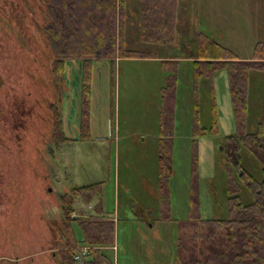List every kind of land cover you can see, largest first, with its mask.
<instances>
[{"label": "rangeland", "instance_id": "obj_1", "mask_svg": "<svg viewBox=\"0 0 264 264\" xmlns=\"http://www.w3.org/2000/svg\"><path fill=\"white\" fill-rule=\"evenodd\" d=\"M178 2L179 12L191 17L192 31L206 34L239 60H250L255 46L264 43V0ZM38 3V0H0V48L44 46L45 18L42 17L43 22L37 18ZM9 9L17 13L24 10L22 13L28 17L19 26L16 23L12 26L13 22L7 19ZM39 12H43L41 8ZM153 47L157 50L155 56L164 55L157 45ZM35 51L36 48L32 53L36 56ZM42 60L41 77L45 81L51 74L45 48ZM30 66L33 65L29 64V70ZM86 71L89 99L82 93ZM192 71L189 62L168 68H162L158 62L133 59L122 62L116 58L101 59L92 61L88 67L81 60L67 62L63 74L65 86L57 87L54 79L49 98L53 99L64 138L68 140L50 141L47 129L41 134L46 148L43 154L36 151L39 147L33 142L22 154L12 148L0 149V264H55L50 258V242H62L66 232L61 227L49 230L48 226L50 219L58 225L61 214L50 200L43 204L36 198L39 182L47 181L48 177L50 189L57 196L68 190L74 195L70 191L73 187L102 182L103 212L116 218L115 247L103 251L112 256L114 264H178V234L189 226L190 126L195 119L202 127L211 126L212 91L220 133L199 141L201 217H226V153L220 148L223 137L234 133L226 72L214 73L211 88L210 81L202 77L195 80ZM256 78L249 89V130L254 129L261 114L262 95ZM168 87L175 90L177 105L170 204L164 210L157 201L158 116L171 110V104L165 105V100L172 95L160 93L161 88ZM83 102L87 106L89 137L81 129ZM53 114L51 109L50 115ZM1 130L0 134L7 137L8 132ZM50 146L58 149L57 159L50 157ZM242 160L248 171L257 174L258 164L250 155L242 153ZM239 195L244 204L253 201L245 188ZM75 198L76 216L97 215L95 200L84 204ZM72 227L80 241V228L75 222Z\"/></svg>", "mask_w": 264, "mask_h": 264}, {"label": "trees", "instance_id": "obj_2", "mask_svg": "<svg viewBox=\"0 0 264 264\" xmlns=\"http://www.w3.org/2000/svg\"><path fill=\"white\" fill-rule=\"evenodd\" d=\"M142 1L143 24L151 14L157 12L164 14L171 12L174 18L176 13L174 2ZM38 2L42 6L45 18L44 48L51 64V74L48 73L44 81V88L48 93L53 89L52 83L55 84V80L58 83L57 87L64 88L63 74L68 61L81 60L84 66L88 67L92 61L101 59L143 58L141 53L123 47L121 29L124 0H38ZM165 21L170 23L171 20L165 18ZM143 27L146 28V25ZM142 33V39L152 41L153 38L147 36L146 29ZM191 58H194L192 65L195 80L202 77L210 81L211 88L214 73L221 70L226 72L234 133L224 136L221 142V151L226 153L224 167L226 217L203 219L200 202L199 141L220 133L219 113L212 91L211 126L202 127L197 119L190 126L192 139L188 180L189 226L187 231H180L178 234V264H264V43H258L252 58L244 61L239 60L230 50L206 34L199 32L196 36V55ZM88 76L87 73L83 83L82 93L85 99H89ZM254 77L260 82L262 104L260 118L254 129L249 130V89ZM175 106L173 101L171 110L159 117L161 138L157 148V201L164 210L170 204L169 187L176 130ZM86 107V103L83 102L81 129L86 133L85 136L89 137ZM50 108L54 111L53 105ZM48 134V138L53 142L68 140L64 138L62 121L56 112L49 122ZM48 149L50 157H53L54 148L50 146ZM36 151L43 154L46 148H37ZM242 153L250 155L258 164L257 174L244 167ZM47 182L49 183L46 181V184ZM39 184L40 192H43L44 188L46 191V187L43 186L44 179ZM243 188L252 195L253 201L250 204H244L241 200L239 194ZM73 192L74 195L62 196L59 204L61 211L59 224L55 226L56 220L50 219L49 230L61 227L62 231L68 234L63 233L65 238L60 243L50 242L51 260L55 264H114L112 256L103 251L115 247V223L111 214L110 216L105 214L102 209V182L77 187ZM52 195L46 194V197L52 199ZM75 197L84 204L95 200L97 215L77 216L72 219L76 212L73 200ZM51 199L50 203L53 205ZM72 222L80 228V241L74 235ZM52 235V238L55 237L56 231ZM82 247L89 248V254L83 256L79 262L75 260V256Z\"/></svg>", "mask_w": 264, "mask_h": 264}, {"label": "flooded vegetation", "instance_id": "obj_3", "mask_svg": "<svg viewBox=\"0 0 264 264\" xmlns=\"http://www.w3.org/2000/svg\"><path fill=\"white\" fill-rule=\"evenodd\" d=\"M38 4L40 5V3ZM39 5L37 9L38 20L39 17L41 19L43 17V13L39 12V8L42 10V6L40 5L39 7ZM22 12L17 13L16 10L9 9L7 19L11 23L13 22L12 26L15 23L19 26L24 22L25 16L28 17V15ZM41 14L42 16H40ZM43 47L34 45L30 48L20 47L19 49L15 46L0 48V128L3 129L1 131L8 132L7 137L10 138L7 142V137L0 134V149H4L5 151L12 148L22 154L24 149L32 144L31 142L37 143L40 149L44 147L41 134L49 129V122L53 117L50 115V106L53 105V99L49 98V93H44V79L41 77L43 66L41 70L40 65L43 61ZM35 48L37 50L35 51L36 56L32 53ZM29 64L33 65L30 66L32 67L31 71L28 67ZM55 112L57 113V109L54 106ZM57 142L61 141H54V143ZM53 148H55L54 157L57 159L59 157L57 155L58 149L56 146ZM19 159L25 158L21 157ZM56 177L54 176V179L58 181L59 179ZM48 178L50 179V177ZM43 186L46 187V191L44 188L43 192H40L37 186L38 192L36 193V198L39 203L43 202L44 204V202L51 199L46 197V194H53L51 199L53 207L59 209L60 213L59 204L62 201V196L65 194L70 195L68 193L69 190L67 192L63 188V191L67 193L57 196L51 191L48 182L46 184V181H44ZM74 189H77V187H73L70 191L73 192ZM73 200L75 201L76 199L73 198ZM75 217L77 216L74 214L72 219ZM112 220L115 223L116 218L113 217Z\"/></svg>", "mask_w": 264, "mask_h": 264}, {"label": "crops", "instance_id": "obj_4", "mask_svg": "<svg viewBox=\"0 0 264 264\" xmlns=\"http://www.w3.org/2000/svg\"><path fill=\"white\" fill-rule=\"evenodd\" d=\"M142 2V0H124L121 34L123 35L124 49L141 53L143 58L117 57L116 59H120V62L132 59L158 62L162 68L175 67V64L187 62L192 65V59L194 58L191 57H195L196 55V36L198 33L191 30V17L179 12L180 3L178 0H170V2H174L176 8L174 18L171 12H168V14H164V12L151 14V17L144 21L146 28L143 27ZM165 18L171 20L170 23H167ZM183 26L187 27L184 29ZM144 29L147 31V36L156 39V41L153 39L152 41H145L142 39V32ZM166 33L168 34L166 35ZM166 38H168L167 42ZM155 45L158 46V49L164 51L163 56H155V51H157L156 48L153 47ZM187 54L189 56H187ZM174 91V89L168 90L167 88H161L160 93H169L172 95L169 99L165 100L163 98V100H165V105H168V102L172 105L173 101L177 105V99L175 100L174 98ZM169 108L172 107L169 105ZM160 115L158 116V120ZM160 138L159 134V140Z\"/></svg>", "mask_w": 264, "mask_h": 264}, {"label": "built area", "instance_id": "obj_5", "mask_svg": "<svg viewBox=\"0 0 264 264\" xmlns=\"http://www.w3.org/2000/svg\"><path fill=\"white\" fill-rule=\"evenodd\" d=\"M88 254H89V248L82 247L79 249L78 254L75 256V260L81 262L82 257Z\"/></svg>", "mask_w": 264, "mask_h": 264}, {"label": "water", "instance_id": "obj_6", "mask_svg": "<svg viewBox=\"0 0 264 264\" xmlns=\"http://www.w3.org/2000/svg\"><path fill=\"white\" fill-rule=\"evenodd\" d=\"M220 149H222V147Z\"/></svg>", "mask_w": 264, "mask_h": 264}]
</instances>
